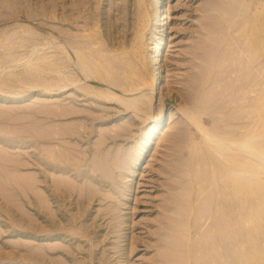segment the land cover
Wrapping results in <instances>:
<instances>
[{
  "label": "rangeland",
  "instance_id": "obj_1",
  "mask_svg": "<svg viewBox=\"0 0 264 264\" xmlns=\"http://www.w3.org/2000/svg\"><path fill=\"white\" fill-rule=\"evenodd\" d=\"M224 1L165 0L167 2L166 7L168 4L167 11L169 10V16L164 25V34H161L157 29L149 0H0V62H2L0 63V68H2L1 66L5 67L2 64H6V67L9 66L8 68L0 69V151L2 152H0V264H171L170 260L166 258H168L167 255L170 253L172 245L170 246L169 243L166 246V242L173 239V229L176 228H174V225L181 220L179 218L181 217L180 214H183L180 206L186 190L184 185L187 180L185 175L188 173L186 160H191V143L200 140V137H198L200 134L193 124V120L198 119L197 117L200 116L199 121L201 120L200 123L203 127L210 128L212 126L211 129L215 128L216 131L214 132L218 134L219 139H221L220 135L224 139L223 133L228 132L232 125L230 132L241 129L243 125V130L248 127L254 128L250 124L252 116L246 113L247 110V112H250L253 109L252 106H249V102L246 105L244 104L248 108L242 107L245 113H241L238 108L234 109L233 106L236 103H232V109L231 107L229 109L226 103L222 102V97L226 94V92H223L225 90L223 81H226L224 79L226 75H223L224 71L222 70H224L223 66L227 65L225 61L228 60V63L231 62L233 66H236L234 64V55L236 53L231 51L236 49L238 42L243 43L244 36L242 32L244 30L246 32L247 28L253 25L258 26V28L256 26V29L261 38V49H263L264 0H248V3L250 2L247 6L248 11L239 18L235 16L237 19L233 18V22H235L233 26L228 24V18L223 20L225 14V17L229 16L227 12L224 13V10H220L225 5H228V0L225 1L226 4ZM84 2H86V5ZM222 4L224 5L223 7H221ZM144 6L146 7L144 8ZM256 9L257 11H255ZM226 21L228 23H225ZM227 25H230L228 30ZM236 25L239 28L241 27L237 31L238 27ZM234 26L237 28L235 29ZM229 27L234 29L231 28L230 30ZM243 27L246 28L244 29ZM236 33L238 35L242 33V37L240 36L242 39L240 38V41L239 38L236 39L238 42L235 40L238 35L234 36ZM230 36L236 44L229 41L231 40ZM223 37L224 41L222 40ZM249 37L251 36L249 35ZM8 42L10 43L8 44ZM11 43L12 45L10 46ZM158 43L161 45L160 58L161 61L163 60L161 67L167 76L165 75L160 88H157V91L153 93L149 89L147 90L148 92L144 89H153L154 87L153 79H150L151 74L147 71V64L149 58H151L152 49ZM32 44L41 46L37 48L36 45L32 46ZM27 45L31 48L32 52L29 50L30 54L27 51L29 49ZM229 45L231 49L228 47L230 50H227L226 48ZM3 46L6 47L4 48ZM40 47L41 50L39 51ZM24 48H27V50ZM32 48L34 49L32 50ZM76 48L77 50H75ZM85 48L87 49L85 50ZM225 50L230 51V54ZM85 51L86 53H84ZM90 51H96L95 54L97 55L91 53V57L88 54ZM78 52H81V56H79ZM99 52L108 57L101 56ZM53 53L55 56H53ZM222 54L226 55L224 56L225 60H222L224 59ZM82 55L87 61L91 60L90 62L93 64L97 63V61L98 65L101 66L103 64L106 70L109 67L110 72L112 70L114 74L113 79L117 78L115 79L116 81L114 80L116 83L111 82L109 84L107 79L105 81L98 75L99 73L96 74L95 72H93L95 76L92 73L87 79H83L80 71L81 66L77 64V62L81 63ZM229 55H232L231 57L234 59L230 60ZM89 56L91 58H88ZM100 56L103 59H108V61L111 59L112 63L115 61V66L114 63L111 66L107 64V66V60L101 59ZM35 57H38L37 59L41 61L34 60L36 64L31 62ZM96 57L100 60H97ZM27 58L31 61L28 60L27 62ZM57 59H60L59 63ZM53 60L54 63H52ZM219 61L225 63L221 64V66ZM41 62H44L43 65ZM258 62L259 64L261 62V67L259 68L261 71H258L261 76L258 75L263 88L259 89L264 93V49L261 51ZM126 63L128 65L131 63L128 66L130 68H125L127 67ZM30 65H35L33 66L36 68L34 74H38V76L33 74L32 70L34 68L29 67ZM36 65L37 67L39 66L38 69ZM48 66H52L53 70L58 67L60 70L62 69L61 72L63 73L60 74V72L58 74L56 72L57 75H55V70L51 71V69L50 72ZM94 66L97 65L91 66L93 71L95 69ZM116 66L119 69L122 68L119 70L120 72L115 69ZM66 67L68 68L66 69ZM110 67H115L113 69L116 73ZM121 71H124V73L128 72V75ZM221 71L223 72L222 76ZM38 72H40L43 79H46V84L54 85L52 87L55 90L50 88L51 86L48 87V84L44 85L45 83L42 82L44 80L41 77L42 81L39 79ZM146 72H149V77L145 74ZM139 74H141L140 76L145 75L143 76L144 79H150L148 83L140 76L139 78L143 80L141 81L140 79L139 81L137 79ZM58 75L60 77L61 75L66 76H64L65 79H59ZM67 75L68 78H66ZM126 75L127 77H125ZM218 75L221 76L220 79ZM223 76L225 77L223 78ZM32 78H35V83L32 82ZM94 78H96L97 82L94 81ZM37 79H39L40 83L42 82L40 85L37 84V82L39 83ZM47 79H50V81L55 79V81L53 80L50 83L49 80L47 82ZM67 79L70 80L68 81ZM56 80H58L59 84L56 83ZM65 80L68 82H65ZM3 81L4 83H2ZM93 81L95 82L94 84ZM142 82L145 85L147 83L146 88H142ZM151 82L152 88L150 87L151 84L149 85ZM111 84H114V86ZM218 85L223 90L219 91ZM90 87H93L92 89H95L96 92L98 91L97 93H101L106 90L104 88L110 87L113 93L106 92L108 93L107 95L109 96L110 94L114 98L113 94L115 93L114 95L117 98L115 97V101L114 99L110 100L111 96L107 97L108 99L110 98L109 100L106 97L104 99V96L101 98V95L99 97L93 91V93L88 91V96L87 88ZM115 87H121V91L119 92L118 89L120 88L116 90ZM82 91L86 92L87 95ZM116 91L120 94L118 95ZM141 91H145L147 94L144 97H138L140 101L136 104L137 107L135 105L134 109L132 107L127 108L124 101H128L130 96L137 97L141 94ZM220 92L222 93L220 94ZM228 96L229 94L227 93L226 97L228 98ZM118 98L123 99L124 104ZM85 99L89 102L87 103ZM227 108L229 110L225 112L224 109ZM87 109L88 111H86ZM220 109L222 110L220 111ZM237 110H239V114H237ZM198 111L202 113H198ZM213 111H217V113ZM232 111L233 114L231 113ZM52 112L57 113L52 114ZM221 113L222 115L226 114V117L229 115L228 118L226 119L225 116H223L225 119L220 118ZM231 114L236 115L233 116L234 120L231 119ZM99 115L104 118L100 119ZM159 115L162 116V123L152 130L153 120ZM191 115L198 116L192 118ZM237 117H241V122L240 119L236 120L238 119ZM261 117L264 118V112H262ZM219 119H222L223 124H221ZM229 119L233 120V123ZM243 119L245 120L243 121ZM85 121L87 124H85ZM249 121L250 123H248ZM92 123L96 125L93 127ZM230 123L231 125L229 126ZM240 123L242 126L238 125ZM39 125L41 128H39ZM234 127L237 128L235 129ZM225 128L228 130H225ZM84 130L88 132L87 134L85 133V136ZM30 131L31 133H29ZM89 138L90 141L88 140ZM196 138L199 139L197 140ZM84 139L86 140L84 141ZM188 140L189 142H187ZM87 141L88 143H85ZM94 144L95 146H92ZM188 146H190L189 149ZM65 149H67L65 152H68L66 155ZM87 149L89 151L86 152ZM134 151L137 152L134 153ZM104 153L107 154L105 155ZM109 153L113 155L109 156ZM96 154L101 155V157L109 156V158L106 157L108 160L110 158L113 159L112 162L117 167L114 168V170L116 169L114 173L118 181L121 180L122 183H126L129 186L126 196L123 198L126 203L123 205L120 206L119 203L114 205L113 201L109 200L114 197L112 196V190H109V188H102L100 195V192H98L94 195L95 197L92 196V198L97 199H92L91 205L87 203V197L82 194V184L87 180L88 175L94 177L95 174V180L101 181V178H97L98 172L93 173L90 171L91 174L88 173V164ZM117 155L121 163L117 159ZM66 156H69L70 159H67ZM80 164L82 165L80 166ZM185 171H187L186 174ZM49 173H51L50 176ZM60 174H63V177ZM245 175L250 180L247 177L249 175ZM106 180L108 181V179ZM260 181H264V170L260 171ZM104 190L107 193H104ZM180 198L181 203L178 201ZM106 202L109 203L107 204ZM177 202L180 204L179 207ZM99 206L102 210H100ZM98 210L100 212L96 213ZM244 211L246 212V210ZM107 212L109 213L107 214ZM236 212L231 211V214L228 212L224 218L226 219V236H224L225 245L227 246L224 249L226 253L229 252L228 255L230 257H233L235 250L236 227L234 225L239 219V214H236ZM245 212L244 215L246 214L247 218L250 217L249 211ZM94 214L96 218H92ZM101 215H104V218H101ZM247 218L242 219V228L246 230L244 231L246 235H248V229H250L249 233L253 230L252 228L258 227L257 221L255 223L253 221V225L255 224L256 226L254 225L255 227L251 228L253 226L251 225L252 221H245ZM211 219V224L214 225V239L218 241L223 236L218 225L220 224V216L215 210ZM208 223H210V220L201 226L200 231L195 233L196 236H192V239L195 237L194 239L198 243L196 246L202 244L201 241L204 238L201 237V232L203 233L204 228L208 227ZM249 225L251 226L249 227ZM256 233L254 232L256 236L259 234L258 238L262 236V234L260 235L262 232ZM200 237L201 240L199 241ZM241 245L243 247L242 261L245 264H259L257 249L254 246L251 248V245H248L245 240L242 241ZM203 246L204 243L199 248L203 250ZM199 248L197 251H201ZM211 250L210 256L214 255L213 257L211 256L212 260H215L214 264H221L218 260L220 258H218L219 250L216 247V243L211 247ZM45 252L47 253L46 255ZM164 253H167L166 256ZM198 253L200 254H197V257H199L197 260H203L204 257L201 258L202 251ZM41 260L44 261L42 262ZM203 263L205 264L204 261H200V264Z\"/></svg>",
  "mask_w": 264,
  "mask_h": 264
},
{
  "label": "bare ground",
  "instance_id": "obj_2",
  "mask_svg": "<svg viewBox=\"0 0 264 264\" xmlns=\"http://www.w3.org/2000/svg\"><path fill=\"white\" fill-rule=\"evenodd\" d=\"M88 1V0H87ZM141 1H143V0H141ZM222 1V0H221ZM225 1H227V0H225ZM224 1V3L226 4V2ZM251 1V0H250ZM220 2V1H219ZM229 0L227 1V6H226V11H225V6L222 4V6L221 7H223V8H221L220 10H224V13L225 12H227V14L230 16H227V17H225L226 16V14H225V16H223V20L224 19H227V21L229 22H225V23H228V24H232L231 26H233L234 24L233 23H235V22H233L234 21V19L233 18H235V19H237V17L239 18V17H241L242 15H244L245 14V12H247L248 10H247V6L249 5V3H248V0H231L229 3ZM85 3V5H86V2H84ZM143 3V2H142ZM149 3H150V5H151V8H152V12H153V17H154V20H155V23L157 24V29H158V31L161 33V34H164L163 32L165 31L164 30V25L166 24V19H168L167 17L169 16V14H168V11H167V7H168V4H167V7H166V3L167 2H165V0H149ZM223 3V2H222ZM232 4V5H231ZM145 5V4H144ZM149 5V6H150ZM146 6H144V8H145ZM249 8V7H248ZM257 8V7H256ZM169 9V8H168ZM147 10V9H146ZM145 10V11H146ZM218 10H219V7H218ZM255 11H257V9L255 10ZM148 12V11H147ZM146 12V13H147ZM145 13V14H146ZM220 13V12H219ZM222 13H223V11H222ZM256 13V12H255ZM254 13V14H255ZM144 14V15H145ZM253 14V15H254ZM147 15V14H146ZM150 15V14H149ZM148 15V16H149ZM221 15H223V14H221ZM235 16H237V17H235ZM146 17V16H145ZM225 17V18H224ZM254 18H256L255 16H254ZM239 20V19H238ZM257 20V19H256ZM256 22V21H255ZM245 23V22H244ZM253 23H254V21H253ZM155 24V25H156ZM241 24V23H240ZM230 25H227V30H228V26H230ZM238 25V24H237ZM236 25V26H237ZM251 25H253V24H251ZM5 26V25H4ZM256 26L257 25H253V26H251L250 28H247V30H246V32H242L241 34L244 36V41H243V43H239L238 42V40H236V39H238L239 38V41H240V38L242 37V35L241 34H234V36L236 35H238L237 36V38H235V40L238 42V44H236L235 42H233L232 41V37L230 36V38H231V40H229L230 42H233V43H235L237 46H236V49L235 50H232L231 52H233V51H235V63L234 64H236V66L234 65L233 66V63H231V62H229L228 63V61H225V62H227V65L225 64L224 66H223V68H224V70H222V71H224V74H223V72L221 73V76H222V74L223 75H226V77L225 76H223V78L226 80V81H223V84L225 83V85H223V88L225 87V90H223L222 88L220 89V87H219V85H218V87H219V91H221V90H223V92H226V94L222 97V99H223V101L222 102H224V104L226 103V106H228V108L230 109V107H231V104L233 103H236V104H234V109L235 108H238L240 111H241V113L243 112V110H242V107L243 106H245L246 104H247V102H249L248 104H250L249 106L251 107H253V111L251 110L250 112H247L246 111V113L248 114H250V116H252L251 118H252V121H251V123H250V121L248 122V123H250V124H252L251 126H254V128L253 127H248V128H244V130H243V127H244V125L242 126V124L240 123V124H238V125H241L242 126V128L241 129H238V130H236V131H234V132H230V130L232 129V127H233V125H232V127H230L231 129H226L225 128V130H228V132L226 133V132H224L223 133V138L224 139H222V135H220L221 137V139H219V136H218V134L217 133H215L214 131H216V129L214 130V129H211L212 128V126L210 127V128H206V127H203V125L200 123V121H199V117H197L196 115H194V116H196L198 119H194L193 121H194V125H195V127H196V129H197V131H198V133L200 134H198L199 136L198 137H200V140H198L197 138V142H195V141H193L192 143H191V148H190V154H191V160H186V162H187V171H188V173H187V175H185L186 174V172L187 171H185V176L187 177V180H186V183L184 184L185 186H186V190H185V195H184V198L182 197V199H183V201H181V198L178 200L182 205V207L180 206V204L177 202V205H178V207L180 206V210H181V208H182V210H183V214H180L181 215V217H179L180 219H178V220H180V221H178V222H176V221H174V222H176L175 223V225H174V228L175 229H173L174 230V237H173V239L171 240V241H169V242H166V246H167V244H169L170 243V246L172 245V247H170V250L171 251H169L170 253H168V255H167V257L168 258H166V257H164V255L166 256V254L164 253V255H163V257L164 258H166V259H169L170 260V262H171V264H200V261L202 262V261H204L205 262V264H214L215 263V260L213 259L212 260V257L214 256H210V252H212V250L210 251V249H211V247L216 243V247L218 248V250H219V257L218 258H220V259H218L220 262H221V264H245V262H243L242 261V252H243V247H242V245H241V243H242V241H244L245 240V242H247L248 243V245H251L250 247L252 248V246H254V248L255 249H257L256 250V253H257V258L259 257V264H263L264 263V260H263V257H264V255H263V250H264V181H260V171L261 170H264V118H262L261 116H262V112H264V93L259 89V88H262V86H261V83H260V78H259V73H258V71H261V70H259V68L261 67L260 65H261V62H260V64H259V58H260V55H261V51H263V49H264V45H263V49H261V41H260V36H259V32H258V30L256 29ZM156 27V26H155ZM238 27V26H237ZM237 27H235L234 26V28L236 29ZM230 28V30H231V28L232 27H229ZM234 28H232V29H234ZM241 28V27H240ZM239 27L236 29V31L238 30V29H240ZM244 28V27H243ZM246 28V27H245ZM244 28V29H245ZM257 28H258V26H257ZM84 31V30H83ZM155 32H156V30H155ZM30 33H33V32H30ZM240 33V32H239ZM29 34V33H28ZM34 34V33H33ZM32 34V35H33ZM157 35V34H156ZM225 35V34H224ZM227 35H230V34H227ZM247 35V36H246ZM249 35L251 36V37H249ZM8 36V35H7ZM6 36V37H7ZM154 36V35H153ZM241 36V37H240ZM53 37V36H52ZM225 37V36H224ZM224 37L222 38V40L224 39ZM8 38V37H7ZM158 38V37H157ZM228 38V37H227ZM226 38V39H227ZM229 38V39H230ZM9 39V38H8ZM57 39V38H56ZM84 39V38H83ZM156 39V38H155ZM242 39V38H241ZM249 39H250V41H249ZM4 40V39H3ZM5 40H7V39H5ZM4 40V41H5ZM53 40V39H52ZM55 40V39H54ZM154 40V39H153ZM221 40V41H222ZM228 40V39H227ZM8 41V40H7ZM49 41V40H48ZM156 41V40H155ZM224 41V40H223ZM241 41V42H242ZM1 42V41H0ZM154 42V41H153ZM157 42V41H156ZM4 43V42H3ZM10 42H8V44H9ZM38 43V42H37ZM41 43V42H40ZM233 43H232V45H233ZM7 44V43H6ZM44 44V43H43ZM42 44V45H43ZM227 44V43H226ZM225 44V45H226ZM1 45V44H0ZM12 45V43L10 44V46ZM13 45H14V43H13ZM31 45V44H30ZM34 45H36V44H32V46H34ZM47 45V44H46ZM46 45H44V46H46ZM50 45V44H49ZM58 45V44H57ZM154 45V44H153ZM228 45V44H227ZM231 45V46H232ZM9 46V45H8ZM28 46V45H27ZM37 46V45H36ZM35 46V47H36ZM38 46H41V45H38ZM38 46H37V48H38ZM4 47V46H3ZM6 47V46H5ZM4 47V48H5ZM23 47H24V45H23ZM26 47V46H25ZM228 47H230V45L229 46H227V50H230L231 49V47H230V49H228ZM235 47V46H234ZM234 47H232V48H234ZM3 48V49H4ZM9 48V47H8ZM8 48H7V50H8ZM12 48L13 49H15V47H13L12 46ZM28 48H29V46H28ZM36 48V49H37ZM64 48V47H63ZM68 48V47H67ZM10 49V48H9ZM25 50H27V48H24ZM31 48H29L27 51H29ZM34 48H32V50H33ZM43 49V48H42ZM72 49V48H71ZM70 49V50H71ZM87 48H85V50H86ZM95 49V48H94ZM150 49V48H149ZM1 50V49H0ZM41 50V47L39 48V51ZM58 50V49H57ZM69 50V49H68ZM75 50H77V48L75 49ZM79 50V49H78ZM83 50V49H82ZM227 50H225V51H227ZM10 51V50H9ZM31 51V50H30ZM30 51H29V54H30ZM35 51V50H34ZM33 51V52H34ZM37 51V50H36ZM60 51V50H59ZM88 51V50H87ZM224 51V50H223ZM32 52V51H31ZM75 52H77V51H75ZM82 52V51H81ZM81 52H78L79 53V56H81ZM89 52V51H88ZM87 52V53H88ZM96 52V51H95ZM95 52H91L90 51V53H88V54H90V56H91V53H93V54H95ZM163 52V51H162ZM227 52H229L228 54H230V51H227ZM227 52H224V53H227ZM37 53V52H36ZM67 53V52H66ZM84 53H86V51L84 52ZM223 53V54H224ZM25 54H26V52H25ZM54 54V53H53ZM64 54V53H63ZM87 54V55H88ZM92 54V55H93ZM99 54H101L100 52H99ZM99 54H98V56H99ZM222 54V56H223V58H224V56H226V55H223ZM232 54V53H231ZM10 55V54H9ZM32 55H33V53H32ZM31 55V56H32ZM35 55V54H34ZM38 55V54H37ZM36 55V56H37ZM75 55H76V53H75ZM78 55V54H77ZM85 56H86V54H84ZM84 55H82V60L80 61L81 63H79V62H77V64H79L80 66H81V76H82V78L83 79H87L90 75H92V73L93 72H95L96 74L97 73H99L98 75L101 77V78H103V79H105V81H106V79L109 81L108 83L110 84L111 82L112 83H116V82H114V80L115 79H117V78H115V79H113V73H112V70H111V72H110V70H109V67L107 68V70H106V68H104V65L102 64L101 66L100 65H98L99 63H98V59L99 58H97L96 57V61H97V63H95L97 66H94L95 67V69H94V71H93V69H91V66L93 67V65H95V64H93L92 62H90L91 60H88L87 61V59L84 57ZM95 55H97V54H95ZM160 55H161V45H160V43H158L156 46H154V48L152 49V51H151V58H149V62H148V66L147 65H145V66H147L148 67V70L147 71H149L150 72V74H151V77H150V79H153V85H154V87H153V89H150V88H147V89H144L145 91H147L148 89H149V91L151 90L153 93L154 92H156L157 91V88H160V86L162 85V83H163V80L165 79V73L166 72H164L163 70H162V67H161V63H163L162 61H161V58H160ZM5 56V55H4ZM26 56H27V54H26ZM25 56V57H26ZM29 56V55H28ZM46 56V55H45ZM44 56V57H45ZM53 56H55V54L53 55ZM73 56V55H72ZM88 57V58H91V57ZM101 56H106V55H102L101 54ZM100 56V58L101 59H103V57H101ZM228 56V55H227ZM230 56V55H229ZM232 56V55H231ZM229 57L230 58V60H232V59H234L233 57ZM41 57H43V56H41ZM59 57H61L60 55H59ZM69 57V56H68ZM75 57V56H74ZM87 57V56H86ZM93 57H94V55H93ZM106 57H108V56H106ZM110 57V56H109ZM146 57H148V56H146ZM3 58V57H2ZM38 58V57H37ZM36 57L34 58V59H32V61L29 59V58H27V62H28V60H30L31 62H34V60H38ZM72 59H73V57H71ZM77 58V57H76ZM80 58V57H79ZM220 58V57H219ZM228 58V57H227ZM18 59V58H17ZM16 59V60H17ZM105 60H107L106 62V65L107 64H110L109 66H111L113 63H112V61H111V59H110V61H108V59H106V58H104ZM103 59V60H104ZM146 59H148V58H146ZM226 58H224V59H222V60H225ZM23 60V59H22ZM48 60V59H47ZM52 60V59H51ZM58 60V59H57ZM60 60V59H59ZM58 60V63L60 62ZM63 60V59H62ZM66 60V59H65ZM71 60V59H70ZM76 60V59H75ZM100 60V59H99ZM219 60H221V59H219ZM21 61V60H20ZM29 61V62H30ZM41 61V60H40ZM39 60H38V62H40ZM42 61H44V60H42ZM56 61V60H55ZM78 61V60H77ZM93 61H94V59H93ZM124 61V60H123ZM217 61H218V59H217ZM7 62V61H6ZM14 62V61H13ZM12 62V63H13ZM16 62V61H15ZM26 62V61H25ZM30 62V63H31ZM37 62V63H38ZM50 62V61H49ZM68 62V61H67ZM66 62V63H67ZM89 62V63H88ZM108 62H111V63H108ZM219 62H221L220 63V65L221 64H223V63H225V62H223V61H219ZM0 63H2V62H0ZM11 63V62H10ZM42 63V62H41ZM44 63V62H43ZM43 63H42V65H43ZM51 63V62H50ZM52 63H54V60H53V62ZM90 63H91V65H90ZM102 63V62H101ZM105 63V62H104ZM116 63V62H115ZM115 63H114V66H115ZM8 64V63H7ZM25 64V63H24ZM29 64V63H28ZM33 64V63H32ZM34 64H36L35 62H34ZM56 64V63H55ZM118 64V63H117ZM127 64V67H125L126 69L127 68H130V67H128L129 65H128V63H126ZM230 64H232V65H230ZM2 65H5V67H6V64H2ZM37 65H39V66H41L40 64H37ZM37 65H36V67H37ZM45 65V64H44ZM106 65H105V67H106ZM8 66V65H7ZM33 66H35V65H30L29 67H33ZM39 66L37 67V69L39 68ZM63 66V65H62ZM79 66V67H80ZM102 66H103V68H102ZM108 66V65H107ZM222 66V65H221ZM2 68H5V67H3V66H1ZM9 67V66H8ZM8 67H6V68H8ZM29 67H27V68H29ZM49 68H48V70L50 71L51 69V71H54L53 70V68H51L50 66H48ZM53 67H54V65H53ZM57 67V66H56ZM122 67H123V65H122ZM220 67V66H219ZM2 68H0V69H2ZM11 68H12V66H11ZM34 68V67H33ZM42 68V67H41ZM68 67H66V69H67ZM111 68V67H110ZM113 68H115V67H113ZM113 68H111V69H113ZM118 66H116V70H121L122 68H118ZM144 68V67H143ZM221 68V67H220ZM220 68H219V70H220ZM235 68V69H234ZM236 68H237V70H236ZM43 69V68H42ZM44 69H46V68H44ZM59 68L57 67V69L54 71L55 73V75H57V73L59 74L61 71H62V69L60 70H58ZM147 69V68H146ZM164 69V68H163ZM4 70V69H3ZM2 70V71H3ZM8 70V69H7ZM9 70H11V69H9ZM32 70V69H31ZM35 70H36V68H34V70H32L33 71V74H34V72H35ZM47 70V69H46ZM69 70V69H68ZM236 70V71H235ZM38 71V70H37ZM39 71H41V70H39ZM50 71V72H51ZM67 71V70H66ZM113 71L116 73V71L113 69ZM117 71V72H118ZM146 71V70H145ZM30 72V71H29ZM28 72V73H29ZM57 72V73H56ZM69 72V71H68ZM120 72V71H119ZM118 72V73H119ZM121 72H123L124 73V71H121ZM144 72V71H143ZM149 72H146L145 74L149 77L150 75H148L149 74ZM218 72V71H217ZM10 73V72H9ZM39 73V79H40V77H41V75H40V72H38ZM42 73V72H41ZM63 72H61L60 74H62ZM71 73V72H70ZM73 73V72H72ZM138 73V72H137ZM137 73H136V75H137ZM220 73V72H219ZM3 74V73H2ZM44 74V73H43ZM49 74V73H48ZM104 74V75H103ZM120 74H122V73H120ZM124 74H127L128 75V72L127 73H124ZM234 75V78H233V75ZM259 74V75H258ZM262 74V73H261ZM34 75H36V74H34ZM33 75V76H34ZM93 75H94V73H93ZM118 75V74H117ZM123 75V74H122ZM121 75V76H122ZM127 75L125 76V77H127ZM141 74H139L138 76H137V79L140 81V79L141 78H139V76H140ZM215 75V74H214ZM213 75V76H214ZM11 76V75H10ZM13 76V75H12ZM36 76H38V74L36 75ZM59 76V75H58ZM64 76H66V75H61V77L59 76V79L60 78H64ZM95 76V75H94ZM143 76H145V75H143ZM143 76H140V77H143ZM146 76V77H147ZM167 76V75H166ZM219 76V75H218ZM221 76H219L218 78L220 79V77ZM261 76V75H260ZM17 77V76H16ZM55 77V76H54ZM72 77H74V76H72ZM104 77H106V78H104ZM117 77H120V76H117ZM123 77H124V75H123ZM122 77V78H123ZM38 78V77H37ZM42 78V77H41ZM66 78H68V75H67V77ZM100 78V79H101ZM213 78V77H212ZM39 79H37L38 81H39ZM43 79V78H42ZM58 79V80H59ZM65 79V78H64ZM96 78H94V81H96L95 80ZM98 79V78H97ZM102 79V80H103ZM121 79V78H120ZM119 79V80H120ZM143 79H144V77H143ZM143 79H141V81L143 80ZM149 79V80H150ZM29 80V79H28ZM32 82H36V80H35V78L33 79L32 78ZM41 80V79H40ZM44 81H42V82H44L45 83V80L46 79H43ZM48 80H49V82L51 83L53 80L55 81V79H51V81H50V79H47V82H48ZM58 80H56V83H58L57 81ZM62 80V79H61ZM68 80V79H67ZM67 80H65V82L67 81ZM70 80V79H69ZM68 80V81H69ZM99 80V79H98ZM119 80H117V81H119ZM123 80V79H122ZM122 80H121V82H122ZM144 80H146L147 81V83H148V79H144ZM218 80V79H217ZM67 81V82H68ZM81 81V80H80ZM91 81V80H90ZM93 81V84L95 83ZM100 81V80H99ZM116 81V80H115ZM145 81V82H146ZM152 81V80H151ZM34 82V83H35ZM41 82V83H42ZM59 82H61V81H59ZM63 82V81H62ZM64 82V83H65ZM85 82V81H84ZM83 82V83H84ZM97 82V81H96ZM103 82V81H102ZM218 82V81H217ZM262 82V81H261ZM2 83H4V81L2 82ZM40 83V81H39V83L37 82V84H41ZM89 83V82H88ZM106 83V82H105ZM125 83H126V80H125ZM144 82H142V85L144 86L145 85V83L143 84ZM147 83H146V85H147ZM214 83V82H213ZM221 83V82H220ZM48 84V83H47ZM46 83L44 84V85H47ZM59 84V83H58ZM62 84V83H61ZM66 84V83H65ZM68 84V83H67ZM72 84H74L73 82H72ZM90 84H91V82H90ZM89 84V86H91ZM108 84V85H109ZM151 84V88H152V82L151 83H149V85ZM222 84V83H221ZM3 85H5V84H3ZM11 85V84H10ZM23 85V84H22ZM29 85H31V84H29ZM29 85H27V86H29ZM49 86L48 87H50L51 86V84H48ZM70 85V84H69ZM107 85V86H108ZM111 85H113L114 86V84H111ZM141 85V86H142ZM146 85H145V87H143L142 86V88H146ZM32 86V85H31ZM35 86V85H34ZM52 86H54V85H52ZM50 87V88H52V89H54L53 87ZM64 86V85H63ZM115 86L117 87V85L115 84ZM260 86V87H259ZM30 87V86H29ZM33 87V86H32ZM41 87H43V86H41ZM47 87V88H48ZM60 87V86H59ZM83 87V86H82ZM115 87V88H116ZM148 87V86H147ZM25 88V87H24ZM36 88V87H35ZM37 88H38V86H37ZM50 88H49V91H50ZM93 87H90V88H87L88 90H87V92L89 91H93L95 94H97L99 97H100V95H101V98L104 96V99H105V97H106V99H108L107 97H109V96H111L110 94H109V96L107 95L108 93H111L112 92V89L110 88V87H107V88H104V89H106L105 91L103 90V89H101V90H103L101 93H97L96 91H95V89H92ZM118 88H120V89H118ZM118 88H116V90L118 89L119 90V92L121 91V87H118ZM125 88V87H124ZM141 88V87H140ZM162 88V87H161ZM42 89V88H41ZM97 89V88H96ZM99 89V88H98ZM214 89H215V87H214ZM218 89V88H217ZM263 89V88H262ZM48 90V89H47ZM55 90V89H54ZM100 91V90H99ZM122 91H123V88H122ZM145 91H141V94L140 95H138L137 97H135V96H130V98L128 97V101H124L125 102V104H126V107L127 108H133L134 109V107H135V105L136 104H138V102L140 101L139 100V98L138 97H144L145 96V94H147ZM82 92H84V91H82ZM89 92L87 93L88 94V96H89ZM92 92V93H93ZM106 92H108V93H106ZM125 92V91H124ZM148 92V91H147ZM216 92V91H215ZM85 93V95H87L86 94V92H84ZM113 93V92H112ZM116 93H118L117 91H116ZM152 93V94H153ZM222 92H220V94H221ZM227 93L229 94V96H228V98L226 97V95H227ZM83 94V93H82ZM115 94V93H114ZM113 94V96H114V98L112 97L110 100H112V99H114V101H115V97H116V95H114ZM120 93H118V95H119ZM150 94H151V92H150ZM96 95V96H97ZM217 95H219V94H217ZM84 96V95H83ZM87 96V97H88ZM90 96H92V95H90ZM97 96V97H98ZM121 96V95H120ZM123 96V95H122ZM127 96H129V95H127ZM96 97V98H97ZM119 97V96H118ZM220 97V96H219ZM226 97V98H225ZM92 98H93V96H92ZM95 98V99H96ZM117 98V97H116ZM123 98V97H122ZM208 98V97H207ZM210 98V97H209ZM212 98V97H211ZM214 98H215V96H214ZM84 99V98H83ZM87 99V98H86ZM85 99V100H86ZM97 99H99V98H97ZM103 99V100H104ZM108 99V100H109ZM119 99V98H118ZM124 99V98H123ZM122 99V100H123ZM205 100H206V98H204ZM91 100V99H90ZM93 100V99H92ZM117 100V99H116ZM121 100V98L119 99V101ZM121 100V102L124 104V102ZM84 101V100H83ZM87 101V100H86ZM94 101V100H93ZM99 102H100V100H98ZM203 101V100H202ZM211 101V100H210ZM89 101H87V103H88ZM91 103H95V102H92V101H90ZM209 102V101H208ZM207 102V103H208ZM221 102V101H220ZM220 102H218V103H220ZM213 103H214V101H213ZM218 103H216V104H218ZM95 104H97V103H95ZM222 104V103H221ZM245 104V105H244ZM89 105H91L90 103H89ZM99 105H101V104H99ZM128 105V106H127ZM87 106H88V104H87ZM92 106V105H91ZM212 106H214L213 104H212ZM220 106V105H219ZM219 106H217L218 108H219ZM136 107H137V105H136ZM210 107V106H209ZM220 107H222V106H220ZM245 107H247L248 108V106H245ZM73 108V107H72ZM93 108V107H92ZM91 108V109H92ZM224 108V107H223ZM226 108V107H225ZM224 109L225 110V112H226V110H229V109ZM241 108V109H240ZM33 109V108H32ZM132 109V110H133ZM231 109H232V107H231ZM233 109V110H234ZM243 109H245V108H243ZM136 110V109H135ZM134 110V111H135ZM211 110H212V108H211ZM215 110H216V107H215ZM222 109H220V111H221ZM224 110H223V112H224ZM239 110H237L236 112H237V114H239ZM51 111V110H50ZM64 111V110H63ZM75 111V110H74ZM85 111V110H84ZM86 111H88V109L86 110ZM92 111V110H91ZM219 111V112H220ZM59 112V111H58ZM70 112V111H69ZM73 112V111H72ZM214 113L216 112L217 113V111H213ZM222 112V113H223ZM55 112H52V114H54ZM57 113V112H56ZM55 113V114H56ZM60 113V112H59ZM85 113V112H84ZM90 113V112H89ZM198 113H202V112H199L198 111ZM222 113L220 114L221 115V117L220 118H223V116H225L226 114H224V115H222ZM232 114H233V111L231 112ZM243 113H245V112H243ZM231 114V119H233L234 117V115H232ZM69 115V114H68ZM192 115H193V113H192ZM191 115V117L192 118H196V117H194V116H192ZM242 115V114H241ZM86 116V115H85ZM100 116V115H99ZM104 116V115H103ZM151 116V115H150ZM229 116V115H228ZM228 116L226 117V119L228 118ZM236 116V115H235ZM246 116V115H245ZM244 116V117H245ZM249 116V117H250ZM49 117V116H48ZM92 117V116H91ZM149 117V116H148ZM161 115H159L158 117H156L154 120H153V125L151 126V129L153 130L154 128H157L161 123H162V120H161ZM187 117H189V116H187ZM229 117V118H230ZM246 117H248V116H246ZM246 117H245V119H246ZM59 118V117H58ZM89 118V117H88ZM102 117L100 116V119H101ZM104 118V117H103ZM102 118V119H103ZM238 118V117H237ZM241 117H239L238 119H236L237 121L240 119ZM53 119H55V118H53ZM86 119V118H85ZM93 119V118H92ZM190 119V118H189ZM223 119H225V118H223ZM245 119H243V121L245 120ZM263 119V120H262ZM51 120V119H50ZM97 120V119H96ZM230 120V119H229ZM228 120V121H229ZM234 120V119H233ZM233 120L231 121L232 123H233ZM241 120L242 119H240V122H241ZM191 121V120H190ZM219 121H221V124H223V122H222V119L220 120L219 119ZM247 121H248V119H247ZM93 122V121H92ZM226 122V121H225ZM224 122V123H225ZM94 123V122H93ZM93 123H92V125H93ZM217 123H220V122H217ZM216 123V124H217ZM227 123V122H226ZM239 123V122H238ZM85 124H87L86 123V121H85ZM192 124V123H191ZM234 124H236V123H234ZM245 124V123H244ZM83 125V124H82ZM96 125V124H95ZM95 125H93V127L95 126ZM215 125V124H214ZM225 125H227V124H225ZM231 125V123L229 124V126ZM245 125H247V124H245ZM216 126V125H215ZM247 126H250V125H247ZM31 127V126H30ZM33 127V126H32ZM36 127V126H35ZM71 127V126H70ZM223 127V126H222ZM227 127V126H226ZM238 127H240V126H238ZM39 128H41L40 127V125H39ZM38 128V129H39ZM85 128H86V126H85ZM97 128V127H96ZM217 128H219L218 126H217ZM235 129L237 128V127H234ZM233 128V129H234ZM250 128H253V129H250ZM33 129H34V127H33ZM72 129V128H71ZM93 129V128H92ZM91 129V130H92ZM208 129H210V130H208ZM220 129V128H219ZM35 130V129H34ZM37 130V129H36ZM59 130V129H58ZM94 130V129H93ZM95 130H97V129H95ZM213 130V131H212ZM223 130V129H222ZM224 130V131H225ZM51 131V130H50ZM54 131V130H53ZM49 132V131H48ZM60 132V131H59ZM84 132V136H85V133L87 134L88 132L87 131H83ZM196 132V131H195ZM221 132V131H220ZM29 133H31V131L29 132ZM62 133V132H61ZM69 133H71V132H69ZM92 133V132H91ZM104 133V132H103ZM39 134V133H38ZM94 134H96L95 132H94ZM222 134V133H221ZM43 135V134H42ZM53 135V134H52ZM73 135H74V133H73ZM81 135V134H80ZM100 135H102V134H100ZM149 135V134H148ZM196 135V134H195ZM35 136V135H34ZM64 136V135H63ZM70 136V135H69ZM87 136V135H86ZM192 137H193V135H191ZM71 137V136H70ZM89 137V136H88ZM104 137V136H103ZM191 137V138H192ZM60 138V137H59ZM190 139V138H189ZM193 139H195L194 137H193ZM86 139H84V141H85ZM89 141H90V138L88 139ZM105 140H106V138H105ZM105 140H104V143H105ZM263 140V141H262ZM107 141V140H106ZM144 141V140H143ZM187 142H189V140L187 141ZM85 143H88V141L87 142H85ZM84 143V144H85ZM99 143V142H98ZM101 143H102V141H101ZM93 144V143H92ZM90 145V144H89ZM105 145V144H104ZM138 145V144H137ZM140 145V144H139ZM190 145V144H189ZM92 146H95V144L94 145H92ZM100 146H103V145H100ZM99 146V147H100ZM85 147V146H84ZM91 147V146H90ZM104 147V146H103ZM189 147L190 146H188V149H189ZM60 148V147H59ZM58 148V149H59ZM69 148V147H68ZM83 148V147H82ZM96 148H97V145H96ZM135 148V147H134ZM142 148V147H141ZM72 149V148H71ZM84 149H86V148H84ZM90 149V148H89ZM93 149V148H92ZM91 149V150H92ZM100 149V148H99ZM144 149V148H143ZM72 150H74V149H72ZM83 150V149H82ZM60 151V150H59ZM58 151V152H59ZM65 151H67V149H65L64 150V152ZM77 151V150H76ZM87 151H89L88 149L86 150V152ZM96 151H97V149H96ZM108 151V150H107ZM189 151V150H188ZM1 152V151H0ZM47 152H49V151H47ZM73 152V151H72ZM83 152V151H82ZM100 152V151H99ZM103 152V151H102ZM110 152H111V150H110ZM115 152V151H114ZM137 151H134V153H136ZM138 152H139V149H138ZM2 153V152H1ZM54 153V152H53ZM61 153H62V151H61ZM75 153V152H74ZM81 153V152H80ZM89 153V152H88ZM93 153V152H92ZM96 153V152H95ZM101 153V152H100ZM99 153V154H100ZM130 153V152H129ZM132 153H133V148H132ZM188 152H186V154H187ZM60 154V153H59ZM58 154V155H59ZM66 154H68V152L66 153L65 152V155ZM69 154H71V153H69ZM84 154V153H83ZM87 154V153H86ZM105 154V153H104ZM107 154V153H106ZM105 154V155H106ZM120 154V153H119ZM50 155H51V153H50ZM62 155V154H61ZM87 155H89V154H87ZM113 155V154H112ZM112 155H110V153H109V156H112ZM115 155V154H114ZM188 155H189V153H188ZM188 155H187V157H188ZM4 156V155H3ZM74 156V155H73ZM103 156V155H102ZM109 156H106L107 158H109ZM125 156V155H124ZM139 156V155H138ZM50 157V156H49ZM57 157H61V156H57ZM63 157H65V156H63ZM67 157V156H66ZM83 157V156H82ZM86 157V156H85ZM106 157H101V155L99 156L98 154H96L93 158H91V162L88 164V168H89V172L88 173H90V171H92L93 173H96V172H98L99 173V175H97V178L99 177V178H101V181H96L95 180V178H96V176H95V174H94V177L93 176H87V180H85V182L82 184V194L84 195V196H86L87 197V203L88 204H90V202L92 201V199H97V198H92V196H94L95 194H97L98 192H100L101 190H103L102 188H109V190H112V193H113V195L112 196H114L113 197V199H109V200H112L113 201V203H114V205H117V203H119L120 204V206L121 205H123L124 203H126L125 202V199H123L125 196H126V192H127V188L129 187V186H127L126 185V183H122V181L120 180V181H118V178H117V176L115 175V171H116V169L114 170V168L116 167V166H114V163L112 162V160L113 159H107ZM116 157V156H115ZM130 157V156H129ZM70 159V157L68 156L67 157V159ZM77 158V157H76ZM127 158V157H126ZM134 158H136V157H134ZM194 158H195V160H194ZM52 159H53V157H52ZM57 160H58V158H56ZM64 159H66V158H64ZM117 159H118V155H117ZM62 160V159H61ZM76 160V159H75ZM79 160V159H78ZM80 160H82L81 158H80ZM119 160V159H118ZM124 160V159H123ZM135 160V159H134ZM195 162H194V161ZM63 161H65V160H63ZM72 161V160H71ZM75 162V161H74ZM81 162V161H80ZM84 162V161H83ZM119 162H120V160H119ZM123 162V161H122ZM128 162V161H127ZM130 162V161H129ZM39 163V162H38ZM86 163V162H85ZM121 163V162H120ZM126 163V162H125ZM124 163V164H125ZM1 164V163H0ZM127 164V163H126ZM78 165V164H77ZM82 164H80V166H81ZM121 165V164H120ZM129 165H130V163H129ZM133 165V164H132ZM131 165V166H132ZM136 165V164H135ZM58 167H60V166H58ZM57 167V168H58ZM67 167V166H66ZM119 167V166H118ZM136 167V166H135ZM185 167V166H184ZM117 168V167H116ZM2 170V169H1ZM65 170V169H64ZM64 170H61V171H64ZM121 170V169H120ZM133 170V169H132ZM84 171V170H83ZM117 171H119V170H117ZM121 171H123V170H121ZM59 172V171H58ZM120 172V171H119ZM125 172V171H124ZM11 173V172H10ZM97 173V174H98ZM127 173V172H126ZM50 174L51 173H49V176H50ZM64 174V173H63ZM63 174L61 175L62 177H63ZM83 174V173H82ZM91 174V173H90ZM130 174V173H129ZM245 174H248L249 176H247V177H249V179L250 180H248L247 178H246V175ZM65 175V174H64ZM79 175H80V173H79ZM84 175H86V174H84ZM66 176V175H65ZM78 176V175H77ZM82 176V175H81ZM27 177V176H26ZM76 177V176H75ZM51 178V177H50ZM81 178V177H80ZM75 179V178H74ZM74 179H73V181H74ZM106 179H108V181L106 180ZM186 179V178H185ZM30 180H32V179H30ZM53 180V179H52ZM61 180V179H60ZM248 180V181H247ZM72 181V182H73ZM78 181V180H77ZM124 181V180H123ZM27 182V181H26ZM51 182V181H50ZM75 182V181H74ZM81 182H82V180H81ZM60 183V182H59ZM76 183V182H75ZM110 186V187H109ZM71 188H72V186H71ZM129 189V188H128ZM262 189V190H261ZM32 190V189H31ZM110 192V191H109ZM41 193V192H40ZM104 193H107V191L105 192V190H104ZM101 194V192L99 193V195ZM78 195H79V193H78ZM106 195V194H105ZM111 195V194H110ZM1 196V195H0ZM97 196V195H96ZM95 197V196H94ZM100 197H103V196H100ZM105 197V196H104ZM103 197V198H104ZM39 200V199H38ZM45 200V199H44ZM100 200V199H99ZM105 200H107V199H105ZM97 201V200H96ZM41 202V201H40ZM47 202V201H46ZM84 202V201H83ZM104 202V201H103ZM107 204L109 203V202H106ZM84 204V203H83ZM105 204V203H104ZM91 205V204H90ZM89 205V206H90ZM85 206V205H84ZM103 206V205H102ZM107 206V205H106ZM110 206V205H109ZM119 206V205H118ZM92 207V206H91ZM100 207V206H99ZM108 207V206H107ZM114 207V206H113ZM112 207V208H113ZM116 207V206H115ZM90 208V207H89ZM106 208V207H105ZM117 208V207H116ZM84 209V208H83ZM108 209V208H107ZM110 209V208H109ZM87 210H88V207H87ZM100 210H102L101 209V207H100ZM121 210V209H120ZM215 210V212L220 216V224H218L219 226H220V230L222 231L221 233H222V236H223V238L221 237L220 239H218V241H215V239H214V232H213V224H211V221H212V219H211V217H212V215H213V211ZM244 210H246V212L247 211H249V215H250V217H246V214L244 215ZM89 211V210H88ZM105 211V210H104ZM231 211L232 212H235V211H237L236 212V214L238 213L239 214V219H238V221L235 223L236 225H234L235 227H236V230H235V241H234V247H235V250H234V254H233V257H230L229 255H228V253L229 252H227L226 253V250L224 249L225 248V222H226V219H224L225 218V216L227 215V213L228 212H230V214H231ZM83 212V211H82ZM96 212V211H95ZM100 211L98 210V212H96V213H99ZM245 212V213H246ZM85 213V212H84ZM83 213V214H84ZM104 213V212H103ZM109 212H107V214H108ZM88 214V213H87ZM115 215H117V214H115ZM179 215V216H180ZM182 215H183V217H182ZM233 215V214H232ZM243 215H244V217H243ZM83 216V215H82ZM104 216V215H103ZM102 215H101V218L103 217ZM237 216V215H236ZM114 217V216H113ZM216 217H217V215H216ZM83 218H85V217H83ZM92 218H96V216H95V214L93 215V217ZM91 218V219H92ZM104 218V217H103ZM107 218V217H106ZM109 218H110V216H109ZM245 219V218H247L245 221H247V220H249V221H252V224L251 225H253V221H254V223H255V221H257V224H258V227L256 226V228H252V227H255L254 225L253 226H251V225H249V227L251 226V228L253 229V230H251L249 233H248V231L250 230V229H248L247 230V234L248 235H246L245 233L246 232H244V231H246V230H243V228H242V219ZM86 219V218H85ZM204 219V220H203ZM223 219V220H222ZM235 219H236V217H235ZM96 220V219H95ZM203 220V222H201ZM210 220V223H208V227H206V225H205V227L206 228H204V230H203V233L201 232V237H203L204 239L201 241V245L200 246H202L203 245V243H204V246H203V250L201 249V248H199L200 246H198V248H199V250L201 249V251H202V256H201V258L202 257H204V259L203 260H200V261H198L197 259L199 258V257H197V254H200V253H198V252H201V251H197L198 250V248H196L197 246H196V244H198V243H196L197 241L194 239L195 237H193V239H192V236H194L195 235V233H198V231H200V228H201V226L204 224V223H206V221H209ZM225 220V221H224ZM237 220V219H236ZM258 220H260V221H258ZM94 221V220H93ZM172 221V220H171ZM233 221H234V218H233ZM110 222H113V221H110ZM123 222V221H122ZM173 222V223H174ZM219 222V221H218ZM233 223V224H234ZM91 224V223H90ZM95 224H96V222H95ZM125 224V223H124ZM115 225V224H114ZM218 225H217V227H218ZM83 226V225H82ZM87 226V225H86ZM90 226V225H89ZM98 226V225H97ZM96 226V227H97ZM120 227H121V225H119ZM91 227V226H90ZM234 227V228H235ZM96 229V228H95ZM94 229V230H95ZM121 229V228H120ZM244 229H246V228H244ZM110 230V229H109ZM113 230V229H112ZM122 230V229H121ZM173 230H172V232H173ZM111 231V230H110ZM217 231V230H216ZM172 232H171V234H172ZM254 232L256 233H260V232H262V233H260V235L262 234V236L261 237H257V236H259V234L256 236L255 234H254ZM95 233V232H94ZM219 233H220V231H219ZM256 233V234H257ZM83 234V233H82ZM85 235V234H84ZM125 235V234H124ZM123 235V236H124ZM221 235V234H220ZM225 235V236H224ZM246 235V236H245ZM96 236V235H95ZM173 236V235H172ZM171 236V237H172ZM196 236V235H195ZM201 237L199 238V241L201 240ZM86 238V237H85ZM93 238V237H92ZM98 240V239H97ZM103 240V239H102ZM198 241V242H199ZM101 243H103V242H101ZM88 244H89V241H88ZM227 244V243H226ZM89 246V245H88ZM211 246V247H210ZM95 247V246H94ZM227 247V246H226ZM165 249H166V247H164ZM220 248V249H219ZM52 249V248H51ZM56 249V248H55ZM93 249V248H92ZM37 250H39L38 248H37ZM89 250V249H88ZM42 251V250H41ZM65 251V250H64ZM217 251V250H216ZM50 253V252H49ZM47 253L45 252V255H46ZM38 255V254H37ZM38 256H41V255H38ZM162 256V255H161ZM36 257V256H35ZM42 257V256H41ZM41 257H39V258H41ZM162 257V258H163ZM33 258V257H32ZM44 258V257H43ZM200 258V259H201ZM42 259V258H41ZM53 259V258H52ZM216 259V258H215ZM51 260V259H50ZM217 260V259H216ZM230 260V261H229ZM39 261V260H38ZM42 261V260H41ZM44 261V260H43ZM42 261V262H43ZM53 261H55V260H53ZM167 261V260H166ZM218 261V262H219ZM230 263H229V262ZM46 262H48V261H46ZM45 262V263H46ZM60 262V261H59ZM170 262H168V263H170ZM219 262V263H220ZM38 263V262H37ZM54 263V262H53ZM47 264V263H46ZM61 264V263H60ZM204 264V263H203Z\"/></svg>",
  "mask_w": 264,
  "mask_h": 264
}]
</instances>
